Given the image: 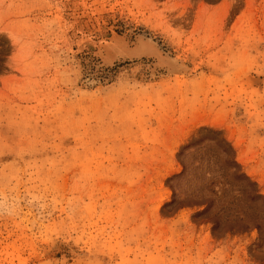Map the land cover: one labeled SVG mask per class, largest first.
I'll use <instances>...</instances> for the list:
<instances>
[{"label":"rangeland","instance_id":"obj_1","mask_svg":"<svg viewBox=\"0 0 264 264\" xmlns=\"http://www.w3.org/2000/svg\"><path fill=\"white\" fill-rule=\"evenodd\" d=\"M0 264H264V0H0Z\"/></svg>","mask_w":264,"mask_h":264},{"label":"bare ground","instance_id":"obj_2","mask_svg":"<svg viewBox=\"0 0 264 264\" xmlns=\"http://www.w3.org/2000/svg\"><path fill=\"white\" fill-rule=\"evenodd\" d=\"M150 42H152V41H150ZM150 42L146 41L142 38H139V40L137 42L138 44L136 45V47H134L132 49L129 48L130 53H132L131 55H133V56L152 55V56L156 57V59H158L159 64L167 62V57L164 56L155 45H154L155 46L154 47L152 45L153 43L151 44ZM123 47H124V45H123ZM131 50H134V51H131Z\"/></svg>","mask_w":264,"mask_h":264}]
</instances>
